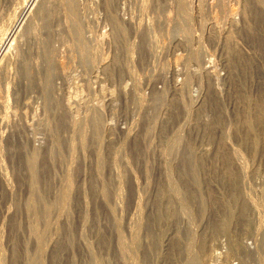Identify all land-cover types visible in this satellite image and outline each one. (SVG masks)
Wrapping results in <instances>:
<instances>
[{
    "label": "rangeland",
    "instance_id": "1",
    "mask_svg": "<svg viewBox=\"0 0 264 264\" xmlns=\"http://www.w3.org/2000/svg\"><path fill=\"white\" fill-rule=\"evenodd\" d=\"M263 28L264 0H0V264H264Z\"/></svg>",
    "mask_w": 264,
    "mask_h": 264
},
{
    "label": "bare ground",
    "instance_id": "2",
    "mask_svg": "<svg viewBox=\"0 0 264 264\" xmlns=\"http://www.w3.org/2000/svg\"><path fill=\"white\" fill-rule=\"evenodd\" d=\"M258 13H259V12H258ZM259 15H260V14H259ZM255 16H256V17H259V16H257V15H255ZM259 19H260V18H259ZM259 19H258V20H259ZM255 20H256V18H255ZM260 20L262 21V19H260ZM260 20H259V23H260ZM254 22H255V21H254ZM256 22L258 23V21H256ZM257 23H256V24H257ZM259 23H258V24H259ZM256 24H255V26H256ZM258 24H257V25H258ZM261 24H262V23H261ZM258 26H259V25H258ZM259 27L262 28L261 26H259ZM256 28H257V27H256ZM263 29H264V28H263ZM263 29H262V30H263ZM120 31L122 32V29H120ZM258 31H259V29H258ZM259 32H260V31H259ZM119 33H120V32H119ZM258 34H259V33H258ZM254 36H255V35H254ZM254 36H253V37H254ZM253 37H252V38H253ZM254 38H255V37H254ZM257 39H259V38H257ZM254 40H255V39H254ZM263 40H264V39H263ZM256 41H257V40H256ZM257 42H259V41H257ZM260 42H263V41L260 40ZM263 43H264V42H263ZM248 63H249V62H248ZM244 67H245V66H244ZM246 67H247V66H246ZM248 68H249V67H248ZM245 70H246V68H245ZM245 102H246V101H245ZM252 113H253V112H252ZM261 116H262V115H261ZM250 117H251V116H249V117H248V116H245V119H244V124H245V126L247 127V129H249V130L252 129V119H251ZM241 120H242V119H241ZM261 120H262V119H261ZM244 128H245V127H244ZM246 131H247V130H246ZM255 131H256V130H255ZM255 131H253V132H255ZM248 139H249V138H248ZM246 140H247V139H246ZM244 141H245V140H244ZM253 142H254V141H253ZM226 171H227V170H226ZM229 171H230V170H229ZM226 174H227V173H226ZM228 204H229V203H228ZM230 205H231V204H230ZM230 205H228V206L226 205V206H227V211L230 212V213L232 214L234 211H233V210H232L233 212L230 211V209H232V207H231ZM233 209H234V208H233ZM221 220H222V219H220V221H221ZM220 221H219V222H220ZM225 226H226V222H225V225H224V223H221V222L215 225L216 228L222 227V228H220V229L225 228ZM201 249H202V250H201L202 253H204L205 246L203 247V245H202V248H201ZM202 259H203V258H202ZM198 261H199V260H198ZM29 262H30V261H29ZM196 263H197V262H196ZM198 263H199V262H198ZM199 264H202V262H200Z\"/></svg>",
    "mask_w": 264,
    "mask_h": 264
}]
</instances>
